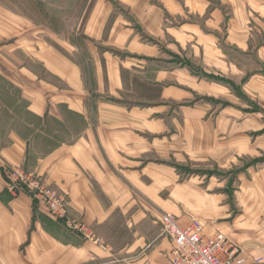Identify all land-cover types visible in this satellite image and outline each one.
<instances>
[{"label": "crops", "instance_id": "crops-1", "mask_svg": "<svg viewBox=\"0 0 264 264\" xmlns=\"http://www.w3.org/2000/svg\"><path fill=\"white\" fill-rule=\"evenodd\" d=\"M81 12L67 47L82 64L57 49H41L37 57L46 71L70 83L71 90L57 95L55 104L86 122L95 110L97 124L70 145L38 158L32 167L64 195L67 214L62 221H54L43 205L26 194L11 196L1 173L5 164L25 165L27 139L13 130L7 132L9 143L0 148V264H170L172 244L159 224L164 213L175 216L182 227L197 218L205 235L222 234L240 249L243 264L264 257V242L251 235L255 221L233 215L230 209L234 204L247 205L246 215L264 211V180L238 182L230 196L222 181L216 184V193H202L198 202L202 209H197L185 194L194 183H177L175 167L149 162L140 170L126 169L128 165L136 169L141 156L164 144L173 157L201 161L223 156L224 126H233L239 118L224 117V108L234 107H223L220 100L234 104L230 98H239L241 55L248 59L264 54V46L257 52L252 47L257 30L264 32V0H85ZM9 23L11 29L17 27L15 21ZM259 78L252 74L248 81L255 91L263 90ZM40 83V96H29L27 105L35 115L48 109V84ZM22 91L32 93L26 84ZM196 92L213 99L209 104L220 110L204 117L197 109L205 107L197 103L179 105ZM256 135L263 136V129ZM257 163H264V157L254 159L248 169L256 173ZM112 168L140 190L148 189L142 178L150 180L152 190L147 192L161 211L158 217L143 210L129 214L133 207L126 206L127 198L113 197L128 185ZM165 173L173 177L162 180ZM95 188L101 190V197ZM158 188L168 189L167 200L159 196ZM117 212L127 234L121 243L105 233ZM66 220L80 222L105 245L85 240L66 227Z\"/></svg>", "mask_w": 264, "mask_h": 264}, {"label": "rangeland", "instance_id": "rangeland-1", "mask_svg": "<svg viewBox=\"0 0 264 264\" xmlns=\"http://www.w3.org/2000/svg\"><path fill=\"white\" fill-rule=\"evenodd\" d=\"M84 1L0 0V148L9 143L6 139L8 131L13 130L27 139L25 165L5 164L2 170L3 173L1 174L9 182L10 179L6 171L11 173L19 171L22 172L23 177L28 178V180L27 178L23 180L19 178L16 184H10L5 180L9 185L8 190L11 196H17L22 193L26 194L33 201L39 202L35 198V195L38 193V189H35V183L39 186H44L47 192L55 197L54 199H49L51 202L54 200L61 201V206L65 211V218L67 211L64 195L58 193L48 185L45 176L35 173L32 167L38 158H42L55 148L61 145H70L84 132L94 131L97 121L96 119L93 120L95 118V110H91L92 112L90 116L88 115L86 122L79 114L70 112L63 106L55 104L57 95H65L67 90H71L69 87L70 83L54 76L50 71H46L37 55L41 49H48L54 52L57 49L66 54L69 59H73L72 56H74L75 62L82 64L80 56H77L70 47H67V43H71L73 37H75L76 26L79 22V17L82 15L81 11ZM241 1L246 2V0ZM9 21H15L17 27L11 29ZM29 21L31 25H29ZM258 31L253 43L254 46H252L255 48L254 52H257L260 46H264V32L261 31L259 33ZM24 50L28 54H31L30 58L25 55ZM240 59L243 74L239 76L237 83L239 98H237L238 100L230 98L234 101V104L228 103L226 100H220L223 107H226L227 104L234 107V110L224 108V117L233 116L234 118H239L238 122L234 123L233 126H224V154L222 157L208 156L202 158L201 161L199 159H188L179 155L173 157L171 153L167 154L168 149L166 144H164L151 151V153L141 156L138 159L139 164H137L138 167L136 169H133L135 167L129 165L126 169L130 171L140 170L141 167H144L149 162L175 167L177 183H184L185 180H192L194 183V187L188 188L185 194L187 198L189 197L187 199L188 203L197 209H202V206L198 205L203 196L202 193H216L215 186L222 181L226 182L224 191L228 196L232 195V190L236 189L238 182L252 181L254 178L263 181L264 169H261V167L264 166V163L256 164V173L252 169L249 170L248 166L254 163V159L264 157L262 156L264 155V135H256L262 129L264 133V85L263 90L255 91L249 87L248 81L252 74H257L260 77L259 80L257 79V82L261 81L264 84V54H258L254 58L250 57L248 59L241 55ZM25 69L27 70L26 72H24ZM41 81L42 84H48L46 97L48 109L42 115H35L27 109V105L29 103V96H34L37 99L40 96ZM24 84L32 92L26 93L28 96L22 91ZM80 96H83V94ZM209 101L214 100L196 92L193 93V98L187 99L179 105L184 104V106L193 107L197 103L198 106L205 107L202 111L197 110L206 117L214 115L221 108L220 106H212V104H209ZM220 101L217 102L219 103ZM89 102H92V100ZM173 106L178 109V104H173ZM163 110V115H166L167 109L164 108ZM139 134L146 136L143 133ZM254 144L255 151H253ZM176 154H179V151H176ZM117 170L116 168H112L113 173L118 178L123 176L121 180L127 181L128 188L122 186V188L117 190L116 195L112 194L113 197L127 198L125 200L126 206L132 205L133 207L129 211V214L136 210H143L158 217L157 213H161V211L158 212L157 208L152 205L149 193L147 192L152 187L151 182H149L150 180L143 177L142 179L148 185V189L140 190L134 186L131 187L128 184L130 179L126 178L124 173H120ZM170 177H173V175L165 173L162 174L161 179L168 181ZM209 182H212L211 185H209ZM210 186H214V189H211ZM193 190L200 191L199 195L193 196L195 194L192 192ZM95 191L101 197V190L95 188ZM240 191L245 193L247 189H241ZM159 196L167 200L169 197L168 189H159ZM197 198H200L199 201H197ZM247 207V205H230L233 215L243 214L242 218L247 216L249 219L255 221V228L250 230L251 235L254 236L252 238L256 242H264V211L259 210L246 215ZM65 218L62 220H65ZM76 223L81 224L80 222ZM81 226L86 229L88 235H90L89 238L83 236L77 229H69L78 232L85 240L96 245L102 243H100L101 240L89 228L83 224ZM105 233L111 239L120 243L127 239L125 222L118 212L115 213L109 226L106 227ZM98 239L99 241L95 243V240ZM101 245L104 246L105 244L102 243Z\"/></svg>", "mask_w": 264, "mask_h": 264}, {"label": "built area", "instance_id": "built-area-1", "mask_svg": "<svg viewBox=\"0 0 264 264\" xmlns=\"http://www.w3.org/2000/svg\"><path fill=\"white\" fill-rule=\"evenodd\" d=\"M10 184H16L20 178L23 180L22 172H7ZM18 178H17V177ZM28 180V178H27ZM35 189L38 193L35 198L43 205L54 221H60L65 217V211L61 206L60 200L51 202L54 199L44 186L35 183ZM46 196V198H45ZM159 224L161 233L172 244L169 254L170 264H243L244 258L240 257V249L222 234L215 232L207 236L203 232L202 224L196 220H191L189 226L179 225L175 216L171 214H162ZM68 228L77 229L83 236L89 238L86 229L74 221H67ZM98 240H95L97 243ZM254 264H264V257L255 260Z\"/></svg>", "mask_w": 264, "mask_h": 264}, {"label": "trees", "instance_id": "trees-1", "mask_svg": "<svg viewBox=\"0 0 264 264\" xmlns=\"http://www.w3.org/2000/svg\"><path fill=\"white\" fill-rule=\"evenodd\" d=\"M5 180L7 181V182H9V180L7 179V178H5ZM10 183V182H9Z\"/></svg>", "mask_w": 264, "mask_h": 264}]
</instances>
